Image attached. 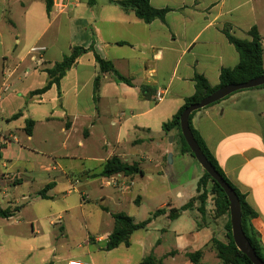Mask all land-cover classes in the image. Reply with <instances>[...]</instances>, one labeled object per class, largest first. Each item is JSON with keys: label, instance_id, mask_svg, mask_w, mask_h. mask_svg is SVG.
I'll use <instances>...</instances> for the list:
<instances>
[{"label": "crops", "instance_id": "0c3cea01", "mask_svg": "<svg viewBox=\"0 0 264 264\" xmlns=\"http://www.w3.org/2000/svg\"><path fill=\"white\" fill-rule=\"evenodd\" d=\"M149 4L157 10L168 9L163 22L146 24L134 12L108 0H53L50 13L45 0H0V209L13 212L0 218V264H67L72 260L139 264L150 256L156 264H193L186 255L195 252H201V264L211 260L224 264L212 240L225 242L222 222L225 230L227 216L214 218L209 202L203 215L195 203L176 219L168 217L171 209L183 207L196 195V187L188 190L183 181L197 183L203 170L199 167L192 174V167L199 164L182 153L178 132L166 134L162 125L194 94L195 75L216 87L220 70L239 63L225 29L237 39L250 41L249 32L255 28L261 37L264 67V0H149ZM73 47H93L132 85L105 73L95 95L99 68L94 54L88 52L66 72L59 88L53 85L33 95L49 84L48 71ZM141 86L148 87L147 98L140 97ZM157 93L164 98L156 103ZM28 121L33 122L30 132ZM191 125L256 212L252 225L264 245V87L236 92L197 111ZM79 132L86 139L106 140L105 147L111 148L106 158H98V172H86L87 177H99L106 188H113L101 201L119 207L126 202L133 205L131 212H109L102 207L106 214L113 218L125 213L135 224L151 218L145 229L131 235L128 247L105 249L114 222L104 233L88 235L94 250L87 254L72 253L53 237L59 223L43 209L53 201V192L62 181L73 189L79 183L58 162L78 158L68 152L67 143L72 144L75 136L77 149L83 148ZM58 133L66 154L56 158L46 146ZM3 139L9 142L4 144ZM113 156L137 165L143 174L102 177L104 164ZM150 166L164 178L168 170L171 188L148 190L144 180H153L145 170ZM34 182L40 188L32 192L33 197L15 195L16 189ZM145 198L158 206L142 212ZM159 210L163 213L152 217ZM65 216L67 211L57 216L58 221ZM59 228L66 233L63 226ZM92 229L97 231V227Z\"/></svg>", "mask_w": 264, "mask_h": 264}, {"label": "trees", "instance_id": "16d2710c", "mask_svg": "<svg viewBox=\"0 0 264 264\" xmlns=\"http://www.w3.org/2000/svg\"><path fill=\"white\" fill-rule=\"evenodd\" d=\"M92 1V0H91ZM111 4L118 6L124 11H132L135 16L148 24L154 20L164 21L165 15L168 12V9L157 10L150 6L149 0H108ZM46 11L50 13L53 0H45ZM224 34L227 37L228 41L234 46L235 50L239 54V63L233 69H221L219 73V85L216 87H211L206 79L200 75L194 76V94L185 99L183 106L177 111V113L172 117L171 120L165 122L162 125L163 131L168 134L172 130L178 132L181 145L182 153H187L193 159L194 156L187 146L181 131H180V116L185 110L186 107L193 103L200 102L204 97L210 95L217 89L222 86L233 84V83H245L249 80L264 76V67H263V47L261 44V37L257 33L256 29L253 28L250 30L249 34L252 37V40H241L237 39L229 33L228 29L224 30ZM92 52L94 54V60L99 68V75L96 76L94 80V94L98 95L100 89V81L102 74L112 73L117 81L123 82L131 86V81L127 78L121 76L113 67L112 63L102 59L93 51V47L83 48V47H73L71 48L68 55L64 56L61 62L56 63L53 69L48 71V74L51 78V81L43 89L38 90L33 93L42 94L46 92L51 86L55 85L59 88L61 79L65 76L66 72L76 64L78 58L84 54ZM264 87L260 86L257 88ZM148 87H140V97L147 98ZM239 92V91H238ZM227 98V97H226ZM218 103V102H217ZM216 104V103H214ZM213 105V104H212ZM211 106V105H210ZM196 112L191 113L189 116V125L192 131V134L200 147L201 151L207 158V160L213 165L215 170L219 175L225 180V182L233 189L235 194L238 197L241 209V227L244 235L249 241L252 249L256 255L264 262V245L262 244L259 233L253 228L252 220L257 216L256 212L249 206L246 201L245 195H243L226 177L223 170L218 165L216 159L206 146L205 142L199 135V133L192 127L191 119ZM17 115L14 116L16 118ZM33 125L32 121L27 122V132H30L29 127ZM196 161V160H195ZM117 174H122L125 177L142 175L143 172L135 164H127L121 161L116 156L111 157L106 161L101 171L102 177H112ZM46 190V188H45ZM41 196L44 194L41 193ZM211 205V211L213 212L214 218H220L227 216V223L225 225V242L221 240H216L213 238L212 243L215 246L218 258L224 264H252L251 261L239 251L232 239L230 217H229V202L224 193L218 184H216L210 176L203 171L202 176L197 181L196 185V195L189 200L183 207L179 209H171L169 211L168 217L170 219H176L179 217L182 211L189 210L193 207L195 203L198 204V211L203 215ZM163 213L162 210L156 211L152 217L157 216L158 214ZM13 212L8 210L0 209V218H8L12 216ZM114 226L113 230L108 236V241L106 243L105 249L107 251L113 250L121 245L128 247L130 245L131 235L141 229H145L146 226L150 223L151 218L148 220L135 224L133 220L126 215L125 213H116L113 215ZM187 258L193 264H201V252L188 253ZM139 264H156L153 257H147L143 259Z\"/></svg>", "mask_w": 264, "mask_h": 264}, {"label": "rangeland", "instance_id": "374dc122", "mask_svg": "<svg viewBox=\"0 0 264 264\" xmlns=\"http://www.w3.org/2000/svg\"><path fill=\"white\" fill-rule=\"evenodd\" d=\"M58 128L55 127V131L58 132ZM81 137V141L84 143L83 148L77 149V139L73 138L72 144L69 142L67 146L69 147V151L71 154L78 156V158L74 160H60L57 161L62 163V166L65 168L67 172L71 171L72 174L79 178V183L76 184L75 191L72 187L69 188L62 181L59 184L56 191L53 192L54 199L51 202H47L44 206L43 211L47 213H52L50 217L54 222L59 223L55 226L53 237L57 238L59 244H64L72 253L80 252L87 254L94 250L91 243H88V235L96 236L95 234H102L108 230L109 225L114 222L113 218L106 214V211L103 210L102 207H105L109 210V212H117L119 210H123L125 212H131L133 205L129 202H126L122 207L114 205L110 201H101V197L103 195L107 196L110 192H113V188H106L104 186V181L99 177L91 178L87 177L88 171L98 172L100 170V163L98 158H106L111 148H107L104 145V141L101 138H92L86 139L83 137L81 132L78 133ZM170 138H168V142H170ZM109 144L114 143L113 140L107 139ZM63 142V138L61 134H57L53 136L52 141L46 146L49 151H53L56 158L64 156L66 154L62 150L61 143ZM156 143V142H154ZM149 144L151 147L155 146V144ZM72 149L70 148L71 146ZM34 161V160H33ZM37 161L32 162L34 166ZM197 165V164H196ZM192 167V174L195 175L197 171L200 170V166ZM165 167H167L165 165ZM168 169V168H167ZM147 175H152L153 180L148 181L144 180L147 185L148 190L150 192L156 188H171V174L168 170L164 171L166 177H161V174L158 171H155L151 166L149 168H145ZM185 188L188 190H193L197 183L195 180L191 179L188 181L187 179L183 181ZM40 183H32L24 185L15 191L16 196H21L25 194H32V192L39 190ZM71 190L70 193L68 191ZM174 194V192L172 193ZM127 197L133 198V195L128 194ZM84 199V200H83ZM84 201V202H83ZM142 206V212H148L152 208H156L158 206V202H154L148 198H145V201ZM63 211H67V216L63 217L60 221H58L57 216L62 215ZM224 222H222V229ZM63 226L66 230V233H61L60 228ZM93 227H97V231H93ZM223 239L225 240V230ZM96 232V233H95ZM221 264V262H219ZM209 264H213L212 260Z\"/></svg>", "mask_w": 264, "mask_h": 264}, {"label": "water", "instance_id": "95a60500", "mask_svg": "<svg viewBox=\"0 0 264 264\" xmlns=\"http://www.w3.org/2000/svg\"><path fill=\"white\" fill-rule=\"evenodd\" d=\"M263 85L264 76L249 80L245 83H233L222 86L210 95L204 97L200 102L193 103L186 107L179 120L181 134L195 160L202 170L205 171L210 176V178L224 191L229 202V217L233 242L236 248L246 255L252 264H264V262L256 255L243 233L241 227V209L238 197L201 151L190 129L189 116L191 113L197 112L205 107L217 103L238 91L257 88Z\"/></svg>", "mask_w": 264, "mask_h": 264}, {"label": "built area", "instance_id": "2783aa9c", "mask_svg": "<svg viewBox=\"0 0 264 264\" xmlns=\"http://www.w3.org/2000/svg\"><path fill=\"white\" fill-rule=\"evenodd\" d=\"M164 96L163 94L161 93H157L156 95H154L153 99L154 101L157 103V102H160L161 100H163ZM14 140V139H12ZM8 139H3V143L6 144L8 143ZM67 264H89L87 262H84V261H80V260H72V261H69Z\"/></svg>", "mask_w": 264, "mask_h": 264}]
</instances>
